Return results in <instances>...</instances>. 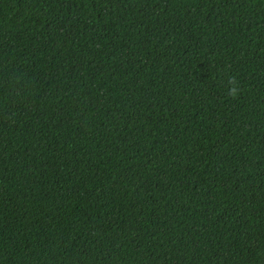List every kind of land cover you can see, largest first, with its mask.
Returning <instances> with one entry per match:
<instances>
[{"label": "trees", "instance_id": "16d2710c", "mask_svg": "<svg viewBox=\"0 0 264 264\" xmlns=\"http://www.w3.org/2000/svg\"><path fill=\"white\" fill-rule=\"evenodd\" d=\"M0 264H264V0H0Z\"/></svg>", "mask_w": 264, "mask_h": 264}]
</instances>
